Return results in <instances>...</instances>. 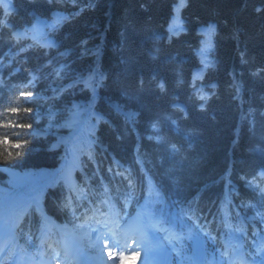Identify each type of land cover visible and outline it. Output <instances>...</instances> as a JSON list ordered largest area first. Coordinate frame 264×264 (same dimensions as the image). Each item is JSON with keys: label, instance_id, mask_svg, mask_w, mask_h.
<instances>
[{"label": "trees", "instance_id": "obj_1", "mask_svg": "<svg viewBox=\"0 0 264 264\" xmlns=\"http://www.w3.org/2000/svg\"><path fill=\"white\" fill-rule=\"evenodd\" d=\"M179 3L0 2V108L32 104L35 117L31 134L0 130L31 142L0 155L15 157L0 187L38 193L17 247L46 245L50 221L75 225L111 204L124 218L145 201L161 228H199L208 262L264 235V0ZM21 92L33 100L16 104Z\"/></svg>", "mask_w": 264, "mask_h": 264}, {"label": "rangeland", "instance_id": "obj_2", "mask_svg": "<svg viewBox=\"0 0 264 264\" xmlns=\"http://www.w3.org/2000/svg\"><path fill=\"white\" fill-rule=\"evenodd\" d=\"M180 6V3H179ZM179 16L174 17L173 19V25L171 27V30L173 32H178L183 29V26L181 23H179ZM204 31L205 35V42L209 44L212 40L213 30H214V24H210L208 27H204L202 29ZM204 62L208 63L209 59L205 55L203 56ZM78 191H82L81 189L77 188ZM0 192H3V196L0 200V242L2 238L5 240L10 239L11 237L14 238V228L16 226V223L18 221V218L24 213V209L27 208L31 202V200L26 201L25 203L21 204L24 199H27V197L33 196L36 193H32L29 195H24L22 193V189H20L19 186H14L12 190L5 189L3 187H0ZM42 201V195L39 198V202ZM67 228L63 227L62 230L59 233L60 242H55L56 248H54L52 251L49 252V254H52L53 260H44L42 257V252L39 253L38 257L32 258V255L29 253L22 254L17 262L18 264H78L76 261L72 262L69 259L68 254L65 256L62 252L63 246H69V249H72V242L73 238L77 237L74 235V233L83 235L85 239H87L88 244L90 245V248L93 250H96L103 254L107 251V249L103 248L104 244H108L109 248H112V245L108 242L110 241L109 236L105 237H99V233L95 229H91L89 226L86 225H79L74 230V233H68ZM90 231V232H89ZM153 231H156L157 236L160 237V235L163 233L160 232L159 229H157L156 226L153 227ZM196 234L193 233L192 229L189 235L187 236V240L184 243L181 241V243H175L171 241L169 245L167 244H161L159 243V239L156 241V247L154 251L148 256V264H185V261H189L190 258L194 257L195 259L192 261V264H205V248H206V242L204 238L202 237V234L198 229L195 230ZM49 235H54L52 231L49 230ZM116 235H119L118 232L115 230ZM89 234V235H87ZM170 234H175V231H170ZM50 237V236H49ZM54 237H56L54 235ZM170 240V239H169ZM72 241V242H69ZM261 243H264V239L259 244H256L253 249L248 250L245 248L242 244H240L238 250L233 253L232 248H228V250L225 253H219L214 250L213 255L215 257L213 258V261L207 264H223V261L225 259L229 260L231 264H261V260H253L252 257L255 254V249L260 246ZM209 247H211L209 245ZM181 248L186 252L187 257L186 259L180 255ZM176 256L174 260H172L173 256ZM174 256V257H175ZM142 257V253H141ZM250 260V261H248ZM113 264V263H111ZM114 264H118L114 263Z\"/></svg>", "mask_w": 264, "mask_h": 264}, {"label": "snow or ice", "instance_id": "obj_3", "mask_svg": "<svg viewBox=\"0 0 264 264\" xmlns=\"http://www.w3.org/2000/svg\"><path fill=\"white\" fill-rule=\"evenodd\" d=\"M0 2H2V0H0ZM184 6H185V0H180L179 7H184ZM176 11L178 13L179 8H177ZM160 87L161 89H163V85H161ZM33 98L34 97L31 92H21L15 103L19 104L21 100L30 101L33 100ZM0 116L11 117V118H18L21 116L33 117V120L31 122H23L16 119H12L10 121L5 119H0V130L2 131L11 130L18 134H22V133L31 134L33 131V127H30L33 126V121L35 120L32 104H25L22 108L7 105L5 107L0 108ZM30 137L31 136L29 135L24 139H29ZM22 141L24 140L13 141L12 139L9 138L0 137V145L7 146L11 144L12 149L15 150L17 157L24 155V151H22L24 148V145L21 143ZM4 148L5 147H0V155H3ZM6 157L15 158L13 157L12 151H8ZM161 239L164 240V237L161 236ZM210 239H214V237L210 236ZM103 248L108 249L106 252L103 253V255L107 257L108 260L117 261L118 264H139V262L141 261V251L137 248L134 240L128 241L126 248H121L117 243H115V241H112V248L116 249L115 254L113 253L111 248H109L108 244H104ZM252 259L253 260L260 259L261 264H264V243H261L260 246L255 249V254L253 255ZM144 262L145 264H148L146 252L144 256ZM105 264H107V261H105ZM223 264H231V262L225 259L223 261Z\"/></svg>", "mask_w": 264, "mask_h": 264}, {"label": "bare ground", "instance_id": "obj_4", "mask_svg": "<svg viewBox=\"0 0 264 264\" xmlns=\"http://www.w3.org/2000/svg\"><path fill=\"white\" fill-rule=\"evenodd\" d=\"M97 216V215H96ZM142 217H143V210H141V209H138V211L136 212V214L134 215V218H133V220L130 222V223H128V225H127V229L128 230H130V232L132 231H135L136 229L133 227V225H134V223L136 222L137 223V225L141 228V231L139 232L140 233V235L141 236H143V240H145V238H146V235H147V233H146V229L139 223V222H141L142 221ZM96 219H98V218H96ZM90 232V231H89ZM131 232V233H132ZM87 235H89V234H87ZM80 236V235H79ZM105 236H109L110 238H112V239H115L117 236H116V233H112V232H110V233H104L103 234V236H101L100 235V237H105ZM77 238L79 239V237H75L74 239H73V242H72V246H73V248L72 249H69V246H64V248H65V256L67 255V254H71L72 256V260H71V257L69 258L70 259V261H73V259H75L78 255L77 254H79V252H80V247H79V245H78V243H80V241H78L77 240ZM10 239H8V240H5L4 238H3V241H5V243L6 242H8ZM128 240L129 239H127V240H125L124 242H123V244L121 245V247L122 246H124L125 245V247L127 246L126 245V242H128ZM131 240H133V238H131ZM144 244L145 245H147V241H144ZM78 248H80V249H78ZM108 250V249H107ZM112 251H113V253L115 254L116 253V251H115V248H113V249H111ZM77 255V256H76ZM114 264V263H113ZM140 264H143V262H141Z\"/></svg>", "mask_w": 264, "mask_h": 264}, {"label": "clouds", "instance_id": "obj_5", "mask_svg": "<svg viewBox=\"0 0 264 264\" xmlns=\"http://www.w3.org/2000/svg\"><path fill=\"white\" fill-rule=\"evenodd\" d=\"M161 85H163V84H161ZM30 127H33V126H30ZM21 143L24 145V148L22 150V151H24V150H26V149H28L30 147V143L31 142L28 141V140H24ZM0 147H5V146L4 145H0ZM7 149L13 150L12 149V145L11 144L7 145ZM11 162H12L11 159H9L7 157H4L3 159H0V164H3V163H11Z\"/></svg>", "mask_w": 264, "mask_h": 264}]
</instances>
